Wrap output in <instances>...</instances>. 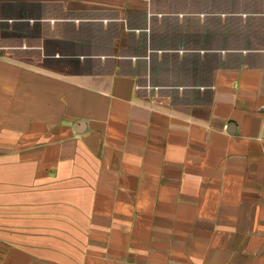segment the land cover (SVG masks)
Segmentation results:
<instances>
[{"label": "crops", "instance_id": "obj_1", "mask_svg": "<svg viewBox=\"0 0 264 264\" xmlns=\"http://www.w3.org/2000/svg\"><path fill=\"white\" fill-rule=\"evenodd\" d=\"M0 264H264V0H0Z\"/></svg>", "mask_w": 264, "mask_h": 264}]
</instances>
